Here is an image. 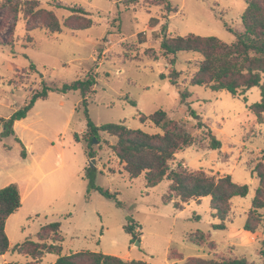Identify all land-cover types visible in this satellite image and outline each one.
I'll list each match as a JSON object with an SVG mask.
<instances>
[{
  "label": "rangeland",
  "instance_id": "obj_1",
  "mask_svg": "<svg viewBox=\"0 0 264 264\" xmlns=\"http://www.w3.org/2000/svg\"><path fill=\"white\" fill-rule=\"evenodd\" d=\"M26 1L52 10L61 24L79 23L72 15L81 14L58 4L83 8L92 25L75 31L63 26L61 32L45 27L27 31L21 11L11 46L1 45L9 27L0 29V117L8 118L43 85L60 88L91 74L96 85L86 94V102L78 90L49 91L46 99L37 100L27 116L15 122L13 129L25 147V158L21 156L23 146L14 135H2L0 124V188L17 183L25 197L7 223L10 249L6 262L32 263L29 256L13 251L14 246L25 239L50 243L52 235L40 229L57 221L62 255L92 251L152 264L243 257L262 264V228L254 233L243 229L260 184L258 171L264 173V115L258 122L248 108L260 100V89L248 90L245 101L225 90L191 85L202 56L187 51L163 55L160 49L163 26L167 36L193 33L233 43L234 32L243 30L245 0H22L23 6ZM151 18L158 19L152 27ZM180 91L189 94L184 101ZM86 107L96 125L123 123L148 133L162 130L150 120L141 122L142 114L163 109L179 121L193 142L175 153L169 162L171 169L216 178L230 175L234 182L248 186L246 196L231 199L225 228H214L221 220L213 215L209 196L190 200L180 210L173 205L175 198L163 202L170 183L166 178L150 188L143 174L130 178L111 148L115 136L100 132L96 142H88ZM208 130L220 141L219 148L210 146ZM90 164L97 172L95 184L118 192L122 208L97 191L86 200L85 173ZM128 216L136 239L124 230ZM263 217L264 207L250 216L256 226L261 224L257 218ZM191 235H203L204 240L194 244ZM56 259L48 253L38 264H53Z\"/></svg>",
  "mask_w": 264,
  "mask_h": 264
},
{
  "label": "trees",
  "instance_id": "obj_2",
  "mask_svg": "<svg viewBox=\"0 0 264 264\" xmlns=\"http://www.w3.org/2000/svg\"><path fill=\"white\" fill-rule=\"evenodd\" d=\"M22 0H4L0 2V29L9 27L6 40L1 45L13 44L11 39L18 14H24L26 30L45 27L50 32H61L62 26L72 31L85 30L91 27L92 21L86 17L88 13L83 8L66 7L58 4V7L66 8L73 13L79 23L64 22L61 24L52 10L40 7L37 1H26L24 6ZM246 7L241 16L243 30L234 32L235 41L231 44L222 42L215 36H201L190 33L185 36H167L166 26L162 27V37L160 49L163 55H175L180 51L195 52L202 56L196 74L191 79V85L207 86L214 91L225 90L232 96H243L246 101V92L253 87L260 89V100L252 103L248 108L256 116L257 121L261 122L264 115V0H245ZM169 8V6H167ZM11 21V22H10ZM157 18H151L149 26H155ZM139 42H144L143 33L138 34ZM171 65L174 60L171 59ZM31 69L34 65H30ZM175 73V72H172ZM161 78H165L163 74ZM172 84L176 80L169 76ZM96 85L94 75H88L84 79H76L71 83H65L60 88H53L43 85L42 89L34 92L29 101L21 108L16 110L8 118L0 117V124L4 129L2 135L12 134L15 136L13 124L27 116L29 111L39 99H46L49 91L66 93L71 90H78L86 102V94L92 91ZM181 100L189 96L188 92H179ZM135 105V102H131ZM86 117V132L88 142L99 139V133L105 132L116 137V143L111 146L119 162L123 164V169L130 178L144 175L145 186L147 188L158 185L165 178L170 181L168 193L163 196L164 203H170L174 198L173 205L176 209H183V204L190 200L200 199L205 196L210 197V207L214 211L213 215L221 220L220 224L213 225L215 229H224V221L229 211V203L234 197H244L248 193V186L234 182L230 175L220 177L207 176L203 172H189L186 170H173L169 162L174 158L177 151L188 147L193 142V137L189 134L179 121L169 118L166 111L157 109L152 114L140 115L141 122L150 120L162 130V133H148L141 129L126 127L123 123H104L94 124L90 119L87 107L84 109ZM210 146L219 148L220 141L208 130ZM75 139L79 142L78 134ZM15 140L22 146L21 140L15 136ZM88 157L93 153L88 151ZM21 156L26 157L25 147L21 150ZM96 169L88 167L85 177L88 180L86 200L92 191H97L104 198L113 200L117 207L122 208V203L117 199L118 192H111L95 184ZM260 184L256 189L252 200L250 216L257 213L258 209L264 207V173L258 171ZM21 207V195L16 183H10L0 188V254H4L9 249V239L5 231L7 218ZM250 216L245 221L243 229L251 233L256 232L261 227L264 232V217L257 218L261 224L254 225ZM132 219L127 217V224L124 230L136 239ZM260 225V226H259ZM41 231L52 235L50 243L45 241H34L25 239L17 243L13 251L29 256L32 263L5 262L1 264H38L45 254H55L57 259L53 264H152L142 260H124L120 257L104 254L101 252L79 251L68 255H62L63 241L60 238V223L50 222L41 227ZM40 232H38L39 234ZM201 234V233H200ZM40 235V234H39ZM59 236V238H55ZM204 240L203 235H191L190 241L199 244ZM264 264V249L260 251ZM254 264L245 258H226L201 259L190 258L184 264Z\"/></svg>",
  "mask_w": 264,
  "mask_h": 264
},
{
  "label": "crops",
  "instance_id": "obj_3",
  "mask_svg": "<svg viewBox=\"0 0 264 264\" xmlns=\"http://www.w3.org/2000/svg\"><path fill=\"white\" fill-rule=\"evenodd\" d=\"M16 122V121H15ZM15 122H14V124H15ZM14 124H13V126H14ZM50 172V171H49ZM45 174V173H44ZM17 184V183H16ZM18 185V184H17ZM19 187V186H18ZM20 190V189H19ZM20 195H21V192H20ZM28 195V191H27V193H26V196ZM24 199H25V197H23L22 195H21V205H22V202H24ZM22 207V206H21ZM18 211V210H17ZM13 214V213H12ZM11 214V215H12ZM11 215L7 218V220H6V223H5V231H6V233H7V223H8V221H9V219H10V217H11ZM8 235V234H7ZM9 249H10V240H9ZM9 249L4 253V254H0V258H1V260H3L2 262L3 263H5L6 262V255L8 254V252H9ZM18 253V252H17ZM19 254V253H18ZM57 256V255H56Z\"/></svg>",
  "mask_w": 264,
  "mask_h": 264
},
{
  "label": "water",
  "instance_id": "obj_4",
  "mask_svg": "<svg viewBox=\"0 0 264 264\" xmlns=\"http://www.w3.org/2000/svg\"><path fill=\"white\" fill-rule=\"evenodd\" d=\"M199 115H196V117H198ZM93 142H96V139L94 138L93 139ZM90 167H93V165L92 164H90ZM136 245H139V241H136Z\"/></svg>",
  "mask_w": 264,
  "mask_h": 264
}]
</instances>
